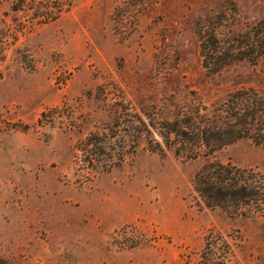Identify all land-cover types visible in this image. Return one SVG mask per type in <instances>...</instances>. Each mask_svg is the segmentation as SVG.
I'll return each instance as SVG.
<instances>
[{
  "label": "rangeland",
  "instance_id": "obj_1",
  "mask_svg": "<svg viewBox=\"0 0 264 264\" xmlns=\"http://www.w3.org/2000/svg\"><path fill=\"white\" fill-rule=\"evenodd\" d=\"M263 18L264 0H0V264H264V147L226 118L235 92L264 105V57L211 75L199 52L202 28ZM217 165L247 191L209 208L194 178Z\"/></svg>",
  "mask_w": 264,
  "mask_h": 264
},
{
  "label": "trees",
  "instance_id": "obj_2",
  "mask_svg": "<svg viewBox=\"0 0 264 264\" xmlns=\"http://www.w3.org/2000/svg\"><path fill=\"white\" fill-rule=\"evenodd\" d=\"M199 52L202 58L204 69L208 74L217 75L222 71L242 62L256 64L264 57V18L250 31L242 34H226L219 30L208 32L200 31ZM253 102V103H251ZM228 111L226 118L233 120L238 126L243 127L247 138L252 137L258 147H264L260 140L254 135L262 131L260 125H264V105L250 98L249 93L238 91L231 94L227 99ZM258 127V129H257ZM237 127L234 128V132ZM222 132H215L207 137L206 146H213L220 150L231 145L236 140H229L227 136L232 134V126L220 128ZM239 137L243 138L242 135ZM176 156L179 150H174ZM212 166H205L202 172L194 178L195 191L205 201L209 208L218 207L223 202H237V199L247 191L246 186L239 187L226 184V179L220 182L219 176L227 172L229 166L217 165L213 170ZM207 172H210L206 174ZM246 194V193H245Z\"/></svg>",
  "mask_w": 264,
  "mask_h": 264
}]
</instances>
